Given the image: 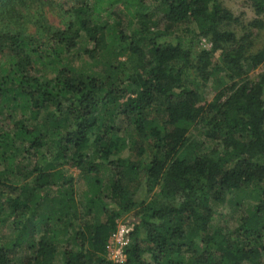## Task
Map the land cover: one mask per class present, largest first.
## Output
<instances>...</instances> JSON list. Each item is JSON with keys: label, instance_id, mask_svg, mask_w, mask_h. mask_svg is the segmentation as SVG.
<instances>
[{"label": "trees", "instance_id": "1", "mask_svg": "<svg viewBox=\"0 0 264 264\" xmlns=\"http://www.w3.org/2000/svg\"><path fill=\"white\" fill-rule=\"evenodd\" d=\"M253 7L264 19V0ZM69 14L64 30L44 27L48 46L0 33V114L14 121L0 126V224L14 235L0 264H113L107 243L126 213L122 264H258L264 71L248 77L264 48L223 29L238 21L221 0H76ZM83 55L101 70L70 63ZM128 141L147 161L123 156ZM66 167L88 184L82 202ZM233 193L258 203L229 232L214 220Z\"/></svg>", "mask_w": 264, "mask_h": 264}, {"label": "rangeland", "instance_id": "2", "mask_svg": "<svg viewBox=\"0 0 264 264\" xmlns=\"http://www.w3.org/2000/svg\"><path fill=\"white\" fill-rule=\"evenodd\" d=\"M221 2L226 9L233 13L238 21L237 23L224 25L223 29L235 33L237 39H242L248 36L250 41L253 42V48L250 50V53L262 50L264 48V30L250 27V24L255 20H264L256 15L253 7V0H221ZM75 5L76 0H0V33L20 34L25 40L31 38L40 42V44H44V46H48L50 43L49 34L45 31L44 27L48 26L55 30H64L70 20V10ZM104 19H108L110 22L113 21V19H109L108 17H104ZM87 46L90 49L94 48V45L92 44H87ZM199 49L210 50L211 45L206 40H203L199 43ZM80 53H83V51ZM4 61L5 57L0 55V64ZM69 61L74 66L89 72L93 70H101V65L95 64L94 61L85 55L79 59L70 56ZM119 61L126 62L127 59L121 58ZM263 71L264 66L252 70L249 73V80L255 81ZM215 95L216 92L212 87L206 90L208 101H212ZM18 115L20 114L18 113ZM18 115H16L14 119L17 120L19 118ZM13 123L14 121L11 120L5 112L0 114V126L11 127ZM118 125L123 137H126L127 139L132 137V131L129 132L132 128H130L127 122L119 121ZM129 144L130 147L123 152L125 158L138 162L147 161L146 155L144 157L138 156L136 146L132 144V141ZM66 171L68 175L75 179L77 199L79 202H82L83 194L88 190V184L84 176L75 168L66 167ZM141 195L142 193H138V200ZM149 199H155V195L149 196L148 200ZM239 199L240 197L238 194L233 193L228 197L227 202L224 205L216 207L214 220V225L216 227H222L229 232L234 231L239 226L240 219L246 213L247 208L250 205L258 203V201L244 197L241 199L242 205L237 207L235 204L241 201ZM103 219L105 218L103 217ZM131 221L132 216L130 214H123L117 220V230L121 226L131 227ZM13 237L11 222L6 223L5 225L0 224V240L7 241L11 240ZM23 255V248L17 249V262L21 261ZM258 264H264V253Z\"/></svg>", "mask_w": 264, "mask_h": 264}, {"label": "built area", "instance_id": "3", "mask_svg": "<svg viewBox=\"0 0 264 264\" xmlns=\"http://www.w3.org/2000/svg\"><path fill=\"white\" fill-rule=\"evenodd\" d=\"M132 227L121 226L109 239L106 247L107 259L113 264L126 261V249L130 244Z\"/></svg>", "mask_w": 264, "mask_h": 264}]
</instances>
